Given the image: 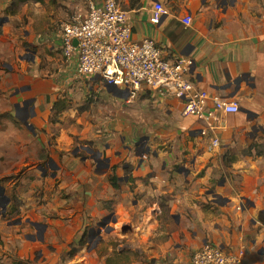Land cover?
Returning <instances> with one entry per match:
<instances>
[{
    "label": "crops",
    "instance_id": "crops-1",
    "mask_svg": "<svg viewBox=\"0 0 264 264\" xmlns=\"http://www.w3.org/2000/svg\"><path fill=\"white\" fill-rule=\"evenodd\" d=\"M79 1L23 5L45 6L47 11L44 18L32 14L29 30L12 35L23 44L14 53L25 68L20 73L1 69L14 48L9 42L0 44V92L11 95L0 96L1 112L8 111V117L0 120V159H7L0 173L4 184L0 182V254L7 257L3 243L17 246L27 263L39 253L40 264H57L64 248L71 253L77 247L76 261L68 256L64 261L86 264L88 237L82 244L80 239L88 228L102 229L98 235L102 243L103 225L117 222L124 234H131L123 237L113 228L121 244L98 246L103 255L99 264H193L194 253L207 243L227 253L243 249L241 264H264V220L260 219L264 215V0H119L137 38L155 37L168 60H186L195 88L239 104L238 113L221 114L222 129L213 133L220 140L216 148L211 147L203 122L183 114L174 93L149 89L129 103L127 87L80 73L77 54L72 62L65 61L61 22L88 10L87 1ZM10 2L0 0V14ZM157 3L167 12L159 25H152L150 16ZM186 16L192 17L189 25L183 22ZM43 63L49 68L47 76L42 74ZM78 86L85 94L104 96L111 110L98 122L96 135L91 136L93 127L87 139L72 132L77 125L65 131L66 110L59 122H50L59 99L67 102L69 110L82 107L85 99L76 103ZM232 149L233 162L224 168L222 155ZM117 163L120 167L113 170ZM23 168L18 187L23 206L19 215L8 218L11 181L9 186L6 181L11 170L17 173ZM111 174L117 176V184L125 185L112 186ZM237 175L241 188L234 183ZM192 185L195 193H186ZM23 190L31 191L37 201L45 197L47 209L37 212L47 218L48 230L45 236L36 234L34 240L21 238L14 243L10 229L18 232L22 228L18 222L35 210L32 205L24 207ZM114 195L116 200H106ZM118 197L123 211L118 209ZM162 198L166 201L159 205ZM156 204L158 210L149 215V207Z\"/></svg>",
    "mask_w": 264,
    "mask_h": 264
},
{
    "label": "built area",
    "instance_id": "built-area-1",
    "mask_svg": "<svg viewBox=\"0 0 264 264\" xmlns=\"http://www.w3.org/2000/svg\"><path fill=\"white\" fill-rule=\"evenodd\" d=\"M86 12L61 22L63 58L70 63L78 55L79 71L104 78L108 85L126 86L131 103L145 90L167 89L174 93L183 114L202 121L212 148L220 145L213 133L222 129V113H238L239 104L212 97L197 89L191 81L185 59L168 60L152 36L137 38L129 25L128 12L119 0H86ZM167 9L157 3L150 16L152 25H159ZM186 24L192 17L183 18ZM77 41V43H76ZM244 250L227 253L214 244L201 246L193 256V264H241Z\"/></svg>",
    "mask_w": 264,
    "mask_h": 264
},
{
    "label": "rangeland",
    "instance_id": "rangeland-1",
    "mask_svg": "<svg viewBox=\"0 0 264 264\" xmlns=\"http://www.w3.org/2000/svg\"><path fill=\"white\" fill-rule=\"evenodd\" d=\"M80 3L83 4V1L80 0ZM100 5V4H98ZM47 11V8L45 6H43V8H41L40 6L36 5V4H32V5H26L23 6L21 8H19V11L17 13L16 18H11L8 17L6 13L4 14H0V44H7L9 42V45H11V47L14 48V52H11V57H9L7 60H4L1 65V69L4 70H10L11 74H14L16 72L20 73V69L22 68L23 70H25V68L23 67V64L21 65L19 63L18 60H16V58L14 57V53H15V49L18 46H23V44H20V40H16L12 38V35L16 34L17 31L19 32H25L27 30H29V28H27L28 23L31 21V15L38 12L39 14H41V17L44 18V14ZM3 13V12H2ZM39 14H37V16H39ZM30 16V17H29ZM9 20V23H7L6 21ZM11 27L13 28V30L11 31ZM35 28H38V24L35 22ZM35 29V31H37ZM28 39H31L30 35L28 37ZM21 53H24V50H20ZM10 63V67L7 66V64ZM42 67L45 69V71H43V75L48 74V65L44 64L42 65ZM115 86H121V85H115ZM126 87V86H125ZM98 92H101L102 89L97 88ZM1 90V89H0ZM2 91V90H1ZM10 91L5 92V93H1L0 92V96H2L3 99H9L11 97V95L9 94ZM75 92V90H74ZM90 92H88L87 94H89ZM77 96H78V100L76 103H79L80 105L82 104V102L84 101L85 97L87 96V94L83 93L82 89H80V87L78 86V91H77ZM98 103H96L94 106L91 107V109H89V111L87 112H80L77 108L79 106H76L74 110H69L66 111L69 114L66 115L65 120L63 122V127L65 129V131L70 129L71 125H77V127H75V131L72 132H79L80 136H83L84 138H88V135L90 133V131L92 130L93 127L95 128V131H97V125L98 122H100L103 118H106L107 116H109L107 113L110 110V107L106 104L108 102V100H106L104 98V96L98 95ZM108 109V110H106ZM2 110H0V120H3V117L7 116L8 117V111L5 112H1ZM110 124H112L113 118H110ZM81 127L83 128V130L80 132L79 128ZM77 135V134H76ZM93 138V137H92ZM77 141H79V139H76V143L74 144V147L77 145ZM235 152V150H234ZM6 158H1L0 159V173L3 171L4 169V162H6ZM14 158L11 157V160H9V162H11V164L13 163ZM30 159H26V162H29ZM19 168V166L17 167ZM237 176H234V183L237 187L241 188V186L237 183ZM24 177V168L21 169L19 172H15L14 170H11V175L9 177V179H7L6 181V185L9 186L10 185V181H11V189H7V193L8 194H12L14 190H16L18 193V187L22 186L21 183V179ZM2 185L3 182L1 183ZM125 184V183H124ZM16 186H18L16 188ZM158 205L156 204L155 206H151L149 207V215L152 213L153 210H158ZM133 210V209H131ZM6 219H8L5 216ZM14 219V218H12ZM12 219H8V220H12ZM111 224H107V225H103L106 226V232L103 236L104 240L103 242L100 244H104L105 242L107 244H112L115 243V246H119L121 244V238L119 236H115L113 234V228H116V232H118V235H122L123 237L125 236H129L131 233L128 232L126 234L123 233L122 230V224L121 223H114V226H110ZM134 229L135 225H133ZM92 234H94V230H92ZM10 237V236H8ZM1 240V238H0ZM114 240V241H112ZM112 241V242H110ZM99 245V246H100ZM1 248L3 249V251L6 253L7 257H5L3 254H0V263L5 264L7 261H9L11 264H17L18 262H21L22 264H27V261H22L25 260L21 257L20 252L17 250L18 247L15 246L14 247H7L5 246V244H1ZM17 248V249H16ZM71 250H68L67 248H64L62 253L64 254L63 259L62 260H58L57 264H68L67 261H64L65 258H67L69 252ZM103 256V255H101ZM5 258V260L2 262V260ZM77 259V255L73 256L72 259H68V260H73L74 262ZM41 263V256L39 255V253L35 254V257L33 256V260L30 264H40ZM51 264H53V261L51 262Z\"/></svg>",
    "mask_w": 264,
    "mask_h": 264
},
{
    "label": "flooded vegetation",
    "instance_id": "flooded-vegetation-1",
    "mask_svg": "<svg viewBox=\"0 0 264 264\" xmlns=\"http://www.w3.org/2000/svg\"><path fill=\"white\" fill-rule=\"evenodd\" d=\"M95 135H96V131L93 130L91 132V136H95ZM66 172H68V171H66ZM60 177L64 178V175H61ZM191 187L193 189H195L194 185H192ZM35 190H36V192H38L37 189H35ZM21 193L27 195V199L24 201V203H31L32 202V195H31V192H29V190H23V192H21ZM117 196H115V195L110 196L111 198L106 199V200L107 201L108 200H116ZM165 201H166V199L162 198V200L159 202H161L163 205V202H165ZM169 201L170 200H168V204L166 203V205H169ZM43 204H45V197H44L43 201L38 199L36 207H33V208L35 209L36 212H37V209H41L42 211H44L47 209V207ZM118 209L119 210L123 209V207L121 206V208H118ZM37 214H38V212H37ZM29 215L30 216L28 218H26L24 222L23 221L18 222V224L20 226H22V228L18 232H15L14 231L15 229H10L12 236H14V239H12L11 237H10V239L14 243L19 241V239H21V238L34 240L36 238V234H39L40 236L46 235V232L48 230L47 218L43 217L44 220L40 221V220L34 218L30 213H29ZM45 215L47 217L48 216L55 217V213H49V214L45 213ZM102 215H103V213H101V217H102ZM92 230H94V234H92ZM101 231H102V229L100 227H94L92 225L91 227L88 228L87 233L83 236V237H85V236L88 237V244H87V246H84V247H86V249H85V256L87 258L86 264H99V261L101 259V255H100L97 248L102 241V239H100V241L98 239V235H99V233H101ZM90 234H92V236ZM52 236H54V235H52ZM82 243H83V241L80 239V244H82ZM81 246H83V245H80V247ZM72 251L74 253H75V251L78 252L77 247H73Z\"/></svg>",
    "mask_w": 264,
    "mask_h": 264
},
{
    "label": "trees",
    "instance_id": "trees-1",
    "mask_svg": "<svg viewBox=\"0 0 264 264\" xmlns=\"http://www.w3.org/2000/svg\"><path fill=\"white\" fill-rule=\"evenodd\" d=\"M33 1L44 2V0H12V4L10 2L9 6L6 7L5 13L8 15L14 16L17 14V12L19 11V8L21 6H23L25 4H30ZM98 102H99L98 97L96 96L95 93L88 94L85 98V101H84L82 107H79L78 109L80 112H86L92 107V105H94ZM69 109H70V107L67 108V102L64 99H59L56 102L55 106L52 108L50 122H53V123L59 122L61 120L60 119L61 114L65 110L68 111ZM62 154H64V153H62ZM233 155H234L233 149L222 155V163H223L224 168H228L231 166V163L233 162ZM119 167H120V164L117 163L114 165L113 170L118 169ZM129 171H130V169L126 171V174H128ZM2 181H3V179H0V182H2ZM109 181H110V184L112 186L116 187V184L118 181L117 176L115 174H111L109 177ZM124 185H125L124 182L120 183V185L117 184V186H120L118 188H122V186H124ZM17 187L18 186H16V188ZM22 206H23V199L20 197V194L16 190H14L13 193L11 194V203L9 205L7 217L13 218V217L19 215L21 212ZM209 206H210L209 203H205V207H209ZM260 219L264 220V215H261ZM86 237L87 236L83 237L82 241H84ZM74 255H75V253L71 252V253H69L68 257L72 258ZM31 262L32 261H29L27 264H30Z\"/></svg>",
    "mask_w": 264,
    "mask_h": 264
},
{
    "label": "water",
    "instance_id": "water-1",
    "mask_svg": "<svg viewBox=\"0 0 264 264\" xmlns=\"http://www.w3.org/2000/svg\"><path fill=\"white\" fill-rule=\"evenodd\" d=\"M76 43H77V41H76ZM208 188V186H205V189H207ZM31 192V191H30ZM185 192L186 193H188V192H191V193H195V191H194V189L192 188V187H190L189 189H186L185 190ZM23 196H25L26 198H27V195L26 194H22ZM205 198V197H204ZM170 200H174L175 199V196L173 195V196H171L170 198H169ZM206 199V198H205ZM122 199H120L119 197L117 198V206L119 207V208H121V206H122ZM167 204H168V202H167ZM29 205H32V206H34V207H36V205H37V198L36 197H33L32 198V202L31 203H25L24 204V207H29ZM159 205H162V203L161 202H159ZM122 210V209H121ZM183 211H185L186 212V208L184 207L183 208ZM34 218H36V219H38V220H40V221H42V220H44V218H41V217H39L38 216V214H37V212L35 211V210H32L31 212H29ZM185 234L189 237V234H187L186 233V231H185ZM91 236H92V234H90Z\"/></svg>",
    "mask_w": 264,
    "mask_h": 264
}]
</instances>
